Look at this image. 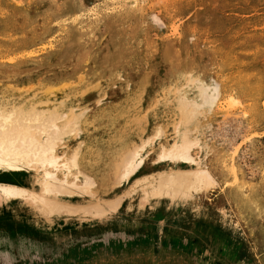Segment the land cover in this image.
Segmentation results:
<instances>
[{"label": "rangeland", "instance_id": "obj_1", "mask_svg": "<svg viewBox=\"0 0 264 264\" xmlns=\"http://www.w3.org/2000/svg\"><path fill=\"white\" fill-rule=\"evenodd\" d=\"M51 111L80 189L0 174V264H264V0H0V116Z\"/></svg>", "mask_w": 264, "mask_h": 264}, {"label": "bare ground", "instance_id": "obj_2", "mask_svg": "<svg viewBox=\"0 0 264 264\" xmlns=\"http://www.w3.org/2000/svg\"><path fill=\"white\" fill-rule=\"evenodd\" d=\"M213 87L211 85H208L205 88H203L200 93H202L203 96H206V94L211 89H213ZM214 93L215 95L212 103L201 100V103L198 105L200 109H204L205 107L206 108L210 107V109L212 110L215 106L220 105L218 104L217 93L216 92ZM39 114L35 113L33 117L30 119V121L32 122L34 120H38L41 117ZM11 115H15L18 122L22 121L20 119L22 118L20 116V113H18L16 110H14L13 114ZM18 116L20 118H18ZM48 117H49L48 121L45 122L39 121V124L37 125V129L43 128V130H45L44 131L45 135L42 136L43 141H39V139H37L36 134L33 132L32 126L28 124L22 126L20 125L21 123L15 125L13 124L14 122L11 119H9L8 115L0 116V120L1 118H3V121L6 122V123L4 122V124L2 125L0 124V174L5 173L6 175L8 174L16 175V174L33 172L37 170L43 173L42 176L45 181V185H47L50 189L56 188V190L60 189V191L62 190L64 191L65 189L76 191V189H80V185L77 182L73 181L70 182L71 184H69L67 181L59 179L58 174L59 172L64 171L65 173H67L68 176L69 173H72L73 170H75V168L76 169L79 168V162L77 156L78 153L77 152L75 153V156L71 161L72 162L71 164L73 165L72 168H74L73 170L71 167L67 166V164H64L63 169H61V166L59 164L60 157H56L55 154H56V147L58 143H60L63 140V137H66L68 134H72L76 132L77 122L74 123L72 127H68L67 130L62 131L59 129L58 126H56V122L60 120V118L57 116V111L55 112L51 111ZM51 128L55 129L56 132H60V133H54L53 131L47 132ZM142 163H143V151H139L135 155H133L130 158L129 162L125 165L124 179L129 177L134 171L140 168ZM81 178L84 179L83 184L85 186H91V185L93 186L92 178L82 175ZM58 192L59 190L57 191V193ZM0 193L2 194L3 198H6L12 202L17 201V199L23 200L24 198L27 197L33 198L34 200L37 201L41 199L39 198L36 192H30L28 190L19 187L1 186V184H0ZM65 193L67 192L65 191ZM96 211H99V209L92 208L88 210H83L81 213L85 215H90L91 213L93 214ZM60 212L62 213L63 211ZM72 213H76V211L73 210Z\"/></svg>", "mask_w": 264, "mask_h": 264}]
</instances>
